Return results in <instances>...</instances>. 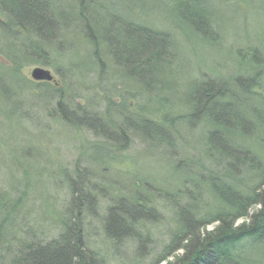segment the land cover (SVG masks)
<instances>
[{"label": "trees", "instance_id": "trees-1", "mask_svg": "<svg viewBox=\"0 0 264 264\" xmlns=\"http://www.w3.org/2000/svg\"><path fill=\"white\" fill-rule=\"evenodd\" d=\"M12 1L7 4L19 22L34 28L37 26L41 33H55L56 28L43 26L47 22L46 14L52 12V9L45 5L47 2H43L46 0ZM184 5H189V2L184 1ZM54 7L58 10V7ZM92 20L93 25L102 29V22L98 18ZM191 20L196 23L194 17H191ZM192 21L188 24L195 26ZM125 23L127 22H120L114 28L116 37H124L121 42L116 37L112 38L113 41L107 40L105 36L100 38L106 42L102 58L114 61L118 68L125 67L141 72L143 82H151L154 80L153 76L162 70V65L172 61V39L167 33L143 25ZM102 58L94 61L100 70H103L105 63ZM242 82L249 85L246 79ZM229 83L218 79L215 83H203L198 87L196 100H187V106L177 115L162 114L153 119L157 125L147 124L148 129L145 130L148 131L144 133L152 136L158 135L157 133L165 134L163 126L170 129V134L178 133L180 129L177 125L180 122L192 125L200 121V124L212 125L217 129L216 132L205 134V130L200 129L199 141L208 149L204 160L198 161L194 171L197 176L200 170L208 167L227 170L225 174L220 172V176L216 175L211 186H208L217 198L216 201L211 200L213 207H217L221 199L227 202V207L216 208L215 217L209 218L207 212L196 207L195 201L203 195V191H199L196 196L191 194V204L194 208H190L187 206L191 205L182 204L186 198L190 200L189 196L181 194L190 192H181L179 189L172 193L174 201L170 200L171 197L167 199L166 207H175L173 212L169 213L177 215L181 228L161 230L153 235V231L148 230L141 218L150 212L153 218L157 219L156 210L150 208L147 211L145 202L137 200L138 198L133 202L118 199L107 205L104 203L105 199L100 197L98 202L82 190L85 181L79 180L78 183H72L70 194L66 192L68 205L73 204L75 208H68L67 211L71 213L68 219H54L53 223H58L60 231L49 236L50 227H43L32 217L29 218L31 214L28 210H21L30 194L29 186L26 185V190H21L20 196L14 200L9 198L8 192H0V264H109L108 257L120 264H253L249 256L236 253V248L237 244L246 238L255 239V242L264 241V184H260L264 181V164L257 159L258 154L254 150L243 148L237 142L249 137L243 130L250 126L249 121H253V118L259 117V125L264 126V107H256L257 104L251 102L248 97H242L241 93L238 95L240 90L235 84H231L234 89H228ZM248 94L249 92L246 95ZM229 97L235 99L234 103L226 100ZM196 113L198 119L194 118ZM136 130L134 133L140 134L139 130ZM209 162L210 164H207ZM225 175L231 181L237 180L233 182V188L229 187L230 183L227 185ZM200 180L207 185V180L202 179L201 173L199 178L194 180V185L197 182L201 184ZM234 188H239L241 192H235ZM202 197L204 200V195ZM86 199L89 200V205L84 201ZM257 204L260 206L259 211L249 215V209ZM88 206L104 207L105 211L102 214L93 211L91 213ZM88 213L93 216L92 220ZM246 217H249L248 220L236 225L237 219ZM94 220L100 224L99 231L101 237L105 236L104 240L98 238L95 229H92ZM215 222L213 230L206 229L207 225ZM87 232L92 233L91 237ZM165 233L166 236L162 238ZM90 239L95 241L93 245ZM109 244L114 246L113 249ZM162 244L165 246H161ZM160 247L162 253L158 254ZM227 249L236 253L241 260L233 259L230 252H225ZM130 254L135 258L128 260L127 256ZM170 254L173 256L169 257Z\"/></svg>", "mask_w": 264, "mask_h": 264}, {"label": "bare ground", "instance_id": "bare-ground-1", "mask_svg": "<svg viewBox=\"0 0 264 264\" xmlns=\"http://www.w3.org/2000/svg\"><path fill=\"white\" fill-rule=\"evenodd\" d=\"M186 1L190 2L192 0ZM7 2L13 1L0 0V87L10 92L12 97L15 98L20 105V112L24 113L25 124L27 127L31 128V137L33 138L30 140L29 144L32 149H34V152L40 150L43 145L46 146L50 144V146H52L55 143L60 144L59 140L52 135L54 133L53 127L55 130L60 123L70 127L74 132V137L81 140L80 145L79 147H75V152H73L75 153L73 155L74 159L69 162L60 159L59 152L62 149L56 150V148H54V150H56L54 151V155L57 162L65 166L66 172L74 171L76 174H87L85 178H82L85 181V186L82 187V190L85 192H88L87 185L93 187L99 181L104 183L102 188H104V195L106 196L101 197L105 199L104 203H107V205L113 204V202L118 199H126L129 202H133L135 198H138L137 200L145 202L144 207L147 211H149L150 208L156 210L157 213L155 214L158 217L157 219L153 218L150 212L141 218L143 219L142 223H145L144 225L147 226L148 230L151 232L153 231V235H155L157 231L166 229L177 230L181 228L177 215H175V213H169L174 210L175 207H172V205H169L170 208L166 207L168 206L167 199L171 197L170 200L172 199V201H174L172 196L176 190L179 191L180 189L181 192H190V194H188V192L181 193L182 195L185 194L189 196L190 200L186 198L182 204H189L191 206L187 207L190 208H194L193 204H191V201H193L191 196H196L199 191H203L204 193L202 194L205 199L203 200L202 195L198 197V200L194 201L196 202V207L207 212L209 218L215 217L216 208L223 209V207H227L225 205L227 202L224 199L218 201L217 207H213L211 200L216 201L215 199L217 198L213 190L210 191L208 187L211 186L210 184L216 175L220 176V172L223 174L226 173L227 170L225 168L218 170L208 167V169L200 170L202 179L207 180V185L205 186L201 180V184L197 182V185H194V180L198 179L200 176V173L197 174V178L196 173H194L196 170L195 166L199 164L198 161L204 160L208 148L199 141L200 136L196 143H191L188 139L198 134L201 135V130H205L204 134L211 131L216 132L217 129H214V126L200 124V121L197 123L194 121L195 123H192V125L190 123L180 122L177 125L180 129L178 133L172 132V134H170V129L163 126L162 130L165 134L157 133L158 135L155 136L144 134L148 131L145 130L148 129L147 126L149 125L147 124L151 123L156 126L157 124L153 119L158 118L157 115H161L162 113L156 107L151 108V106L141 104L143 103L142 97L145 96V91L148 89L147 86L143 85V73H138L134 70L126 69L125 67L123 69L118 68L115 66L114 61L111 62L108 59L102 58L106 42L100 38L105 36V32L109 34V31H104V29H101L99 26L97 28V26L92 24V18L88 19L87 16H85V18L81 13L79 16L74 15L75 18H73V16L68 18L60 17L58 21H56L57 16L62 14V12L60 9L55 10L54 6L51 7L53 3L46 0L43 2L48 3L45 5L52 9V12L46 14L48 18L43 26H52L56 28V31L51 34L41 33L37 30V26L34 28L33 26L24 25L15 19ZM14 2L19 1L14 0ZM79 2L82 3H79L80 9H82L84 7V0H79ZM71 8L74 9V7ZM76 12L78 11H75V13ZM113 18H110L111 22L108 21L107 24H112L114 22L113 20L118 23H124L119 16ZM125 22H127L125 24L128 25L133 21L130 22L125 20ZM102 24L104 26L105 23L103 22ZM186 25L189 26L190 29L191 27H194L196 30L198 29L197 26L195 27L192 24ZM208 25L212 26L210 24ZM144 26L150 28L145 24ZM73 33L77 35H75L72 40L73 44L71 45L76 47L78 45L81 46L84 52L79 54L80 59L72 62L66 68H63L60 66L62 62L59 57L63 54L65 48L70 46L69 36ZM198 33L200 34V32ZM201 37L204 38L205 34ZM105 38L110 41L114 40L112 36H105ZM116 38H118L120 42L124 40V37L121 35ZM180 41L181 40H178L179 44ZM57 43L58 47L56 45ZM171 43H173V40ZM260 48L264 50V46ZM235 49L236 47L230 49L232 50L230 53L234 54V61L237 60L235 52L239 51L238 49L235 51ZM248 51H251L250 55H252L255 50L248 48ZM172 52H175L174 47ZM55 55L56 59H54ZM97 58H102L103 61L105 60L103 67L102 65L101 67L103 70L106 67V72L105 70L103 72V70L97 67V62H94ZM80 60L82 61L80 62ZM86 61L88 63H85ZM252 61L247 59L244 65V69L247 68L245 75H241L242 73L238 72L239 76L237 74L233 77L235 81L243 80L244 78L249 81L248 90H250L251 87L250 77H252L248 75L257 73V69L264 64V58H262L261 62L254 63V61ZM108 62L111 65H108ZM164 65L168 66L167 68L162 66V70L159 72L160 74L168 72L170 64L166 63ZM84 66L87 68L85 67L86 69H83V74H81V69L79 68ZM27 67H31L28 72L29 76L23 74L24 69ZM48 67L52 68L54 73H52L51 69ZM250 70L252 71L251 74ZM90 71H93V73ZM202 76H204V78L206 77L204 74H202ZM107 80L109 81L110 88L104 86L103 82ZM154 81L155 80L150 83H154ZM260 82L257 83V85H260ZM248 90L244 93V90L241 89L237 94L240 95L241 93L243 97H248V95L246 96ZM136 96L138 98V109L142 112L139 114L134 113L129 106L131 99H135ZM86 99L88 100V104L86 101H83ZM226 100H229L230 103H234L235 99L229 97ZM91 102H95L96 104ZM175 105H178L179 108L183 106L180 105V102ZM155 110L157 111L154 112ZM153 113H157V115L153 116ZM197 114L198 113L195 114V117L194 114L192 116L198 119L199 117H197ZM150 116H152L153 119L150 118ZM257 118L259 117L253 118V121H249L250 128L248 127L243 130L244 133L247 132L249 137L243 138L237 143L243 146V148L254 150V152L258 154L257 159L264 164V126L259 125ZM48 122L53 126L47 128L46 133L50 134L49 136L41 130H38L39 125L43 126ZM115 123L116 125H113ZM107 124L113 126L114 133L103 135L96 127H103ZM136 129L139 130L140 134L134 133L137 131ZM81 134H90L96 139H81V137H83ZM132 136H135V138L142 143V147L135 151H139L145 147L150 151V156H159L163 159H168L170 165H172V174L175 176L180 175V177L176 178L177 180L174 179V181L164 183L163 185L160 183L163 181L161 180L162 178L159 179L156 173L151 174L148 172L147 175V172L141 173L137 168L133 167L132 151L134 150L130 151V137ZM99 146H106L109 148L108 153L105 154L103 158L86 156L85 148L93 149ZM56 154L58 156H56ZM188 164L190 165L188 166ZM207 164H210V162ZM226 175L225 181L227 185L230 183L229 187L233 188V182L237 180L233 179L231 181ZM73 182H75V180L69 178L67 183L59 182L58 188H62V190L70 194ZM24 184V186L20 187V189H24V191L26 190V185L29 186L28 189L33 186L30 182H24ZM189 184L192 186H188ZM260 184H264V181ZM106 190L109 191V194H106ZM234 191L241 192L239 188H234ZM67 193H65V196ZM88 194L89 197L94 198L98 202L100 201V196L90 192H88ZM84 201L87 203L88 200L86 199ZM94 207L91 208V213L92 211L98 213V208L100 207ZM162 207L166 209H162ZM259 208L260 206L258 204L252 206L249 209V215L258 212ZM89 217L92 220L93 216L91 214ZM248 218L249 217L237 219L236 225H241L243 221L248 220ZM54 221V218H52L51 222ZM93 222L96 223L93 224V228L100 229V224L97 220ZM154 223L159 224L156 225ZM95 225H98L99 228ZM213 225L211 230L215 228L216 222L213 223ZM206 229H208V227H206ZM87 234L90 235V237L92 235V233L89 232H87ZM166 234L167 233H165L162 238H164ZM100 238L104 240L105 236ZM255 241L256 240L252 238H246L240 241L237 244L236 253L249 256V260H251L253 264H264V241ZM90 242L93 245L95 241L91 240ZM94 246L93 248H96ZM109 246H112V249L114 247L111 244H109ZM161 246H165V244ZM252 247L260 248L259 254H254L253 251L250 253L249 249ZM225 252H230L233 259L241 260L236 253L230 250ZM111 253H113V251ZM161 253L162 250L160 247L158 254ZM171 256L173 255L170 254L169 257ZM108 260L111 263H116V261L110 257H108ZM243 260L246 261L245 258H243Z\"/></svg>", "mask_w": 264, "mask_h": 264}, {"label": "rangeland", "instance_id": "rangeland-1", "mask_svg": "<svg viewBox=\"0 0 264 264\" xmlns=\"http://www.w3.org/2000/svg\"><path fill=\"white\" fill-rule=\"evenodd\" d=\"M184 1L186 0H84V7L80 9L79 0H48L62 12L57 16L56 21L60 17L79 16L80 13L84 17L87 16L88 19L98 18L99 21L105 23V27L102 24L104 31L110 32L109 34L105 32L107 37H116L114 28L118 22L113 20L114 22L112 21L113 23L110 25L107 22H111L110 18H117V16L122 18L123 22L127 20L133 21L134 23H132L136 25L144 26L145 24L153 30L169 34L168 36L173 40L175 52L172 53L168 72L165 71V74L156 73L153 76L154 83L144 82L143 85L148 89L145 91L143 88L146 94L142 97L143 103H141L151 106V108L156 107L162 114L168 116L178 114L179 110L183 111V108L187 106V100L195 99L198 87L203 83H215L218 79L226 81V83L230 82L227 84L228 89L230 87L234 89L231 84H235L240 88L239 90L243 89L245 93L249 88L248 84L242 80L235 83L233 77L237 74L239 76V73L245 75L247 68L244 69V65L247 59L253 60L255 63L261 62L264 58V50L260 48L264 46V0H192L186 6ZM75 11L78 12L75 13ZM191 17L195 18L196 23L191 20ZM189 20L196 24L197 30L194 27L190 29L186 25ZM203 34H205L204 38L201 37ZM75 35L77 34L73 33L69 36L70 46L63 47L65 51L59 57L62 62L60 66L63 68L80 59L79 54L84 52L81 46L78 45L77 48L71 45ZM178 40H181L180 44ZM56 45L58 47V43ZM233 47H236L235 51L239 50L235 52L236 61H234V54L230 53L232 52L230 49ZM248 48L255 50L252 55ZM54 59H56V55ZM108 65L111 64L108 62ZM162 66L167 68L168 65L163 64ZM31 67L25 68L23 74L28 75ZM85 67L79 68L81 74H83V69L87 68ZM49 69L52 71V68ZM105 69L106 72L107 68L105 67ZM90 72L93 73V71ZM52 73L54 72L52 71ZM202 74L206 77L204 78ZM248 76H255L254 78L250 77L249 100L257 104L256 107H264V64L257 69L256 74ZM259 82L261 84L257 85ZM103 83L106 88H110L108 80ZM83 101L88 104L87 99ZM178 102L181 106L183 105L181 108L175 105ZM129 104L134 113H142L138 109L137 96L135 99H131ZM21 113L20 105L16 99L10 92L0 87V192H8L9 198L14 200L20 196V187L25 185L24 182H30L33 186L28 189L30 194L21 210H28L31 214L30 219L32 217L43 227H50L49 236H53L60 231V227L58 223L51 222L49 216L56 221L66 220L71 214L67 211L68 208H75L73 204L69 203L68 205L69 199L65 196L66 192L62 188H58L59 182L67 183L69 178H72L78 183L79 180H84L82 178L87 176V174H76L74 171L66 172L65 166L55 159L54 151L62 149L59 152L60 159L68 162L73 161L75 154L73 152H75L76 146L79 147L81 140L74 137V132L70 127L60 123L54 130V127L48 122L43 126L39 125L38 130L49 136L50 134L46 133L47 128L53 127L52 135L59 140L60 144L43 145L40 150L34 152L29 144L33 138L31 137V128L27 127L24 113ZM156 115L157 113H153V116ZM159 116L157 115V117ZM150 118L153 119L152 116ZM104 127H97L103 135L114 133V128L110 124ZM81 135L83 136L81 139H96L90 134ZM199 136L200 134L195 135L188 140L191 143H196ZM130 144V151L134 150L132 151V166L139 172H147V175L148 172L156 173L159 179L162 178L163 181L160 183L163 185L180 177V175L172 174V165L168 159L150 156V151L145 147L135 151L142 147L141 141L135 136L130 137ZM108 151L109 148L106 146L93 149L85 148V154L89 157L103 158ZM56 156L58 155L56 154ZM102 185L104 183L101 181L93 187L87 185V191L100 197L106 196ZM106 194H109V191ZM87 204L89 205V200ZM162 209L166 208L162 207ZM88 210H91V207L88 206ZM104 211V207L98 208L99 214ZM93 224L96 223H92V229H94ZM95 226L98 227V225ZM207 226L208 230H211L214 225ZM95 231L100 238L99 229L96 228ZM252 251L254 254H259L260 248L252 247L249 252L252 253ZM127 257L128 260L135 258L133 254ZM109 264L120 263L110 262Z\"/></svg>", "mask_w": 264, "mask_h": 264}]
</instances>
